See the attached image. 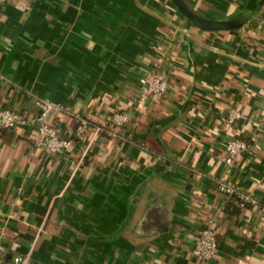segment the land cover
I'll use <instances>...</instances> for the list:
<instances>
[{
    "label": "crops",
    "instance_id": "1",
    "mask_svg": "<svg viewBox=\"0 0 264 264\" xmlns=\"http://www.w3.org/2000/svg\"><path fill=\"white\" fill-rule=\"evenodd\" d=\"M184 1L247 21L206 33L167 0H0V108L34 118L33 98H45L104 124L131 109L144 74L173 89L136 112L125 139L96 137L77 170L83 139L52 157L27 128L0 134L9 257L26 254L41 228L32 264H198L192 243L209 224V264H264L262 213L232 206L214 183L226 173L264 204V0ZM230 107L244 115L233 126L221 120ZM75 125L63 116L52 131L69 137ZM231 137L248 151L226 170Z\"/></svg>",
    "mask_w": 264,
    "mask_h": 264
},
{
    "label": "built area",
    "instance_id": "2",
    "mask_svg": "<svg viewBox=\"0 0 264 264\" xmlns=\"http://www.w3.org/2000/svg\"><path fill=\"white\" fill-rule=\"evenodd\" d=\"M172 86L168 79L157 72H149L141 76L138 80L137 94L133 100V105L129 110L114 108L104 124H93L80 114L71 112L66 106L56 104L45 98L34 97V106L36 114L34 118L27 117L21 111L15 108H0V134L3 131H15L19 128L30 130L35 148L44 154L52 157H58L70 151L75 142L83 139L81 158L75 165V170L79 168L87 151L93 141L99 135H104L110 139H125L118 135L123 127L130 125L136 112L146 114V107L149 104L163 99L172 91ZM61 114L71 117L76 125L71 131L69 137L55 134L50 129L49 120L52 116ZM244 119V115L237 109L230 107L222 122L224 125L233 126ZM224 156L221 161L227 170L231 168L235 160L242 157L248 151V144L240 138L231 137L223 142ZM73 174V172H72ZM196 177H201L197 173ZM218 194L223 196L233 206L251 207L262 213L264 218V204H262L254 193L250 190L241 188L237 183L229 180L226 173L214 181ZM261 186L260 182L256 188ZM13 217L12 213L5 214L0 208V264H32L31 254L35 241L41 228L32 236L28 244V250L23 255H10L4 246L8 221ZM217 242L216 232L212 225H206L201 228L195 240L192 243L191 254L198 264H209L216 256Z\"/></svg>",
    "mask_w": 264,
    "mask_h": 264
},
{
    "label": "water",
    "instance_id": "3",
    "mask_svg": "<svg viewBox=\"0 0 264 264\" xmlns=\"http://www.w3.org/2000/svg\"><path fill=\"white\" fill-rule=\"evenodd\" d=\"M181 16L190 26L200 32H227L241 28L247 19L243 15L216 19L197 14L184 0H169Z\"/></svg>",
    "mask_w": 264,
    "mask_h": 264
},
{
    "label": "trees",
    "instance_id": "4",
    "mask_svg": "<svg viewBox=\"0 0 264 264\" xmlns=\"http://www.w3.org/2000/svg\"><path fill=\"white\" fill-rule=\"evenodd\" d=\"M121 110H123V109H121ZM62 117H63V115H61V114H57V115H55V116H52L51 118H50V120H49V125H50V129H51V131L52 130H54L55 128V126L56 127H59L60 126V123H61V119H62ZM222 120V119H221ZM51 122H54V124H50ZM62 127V126H61ZM62 129V128H61ZM3 132H6V131H3ZM3 132H1V134L3 133ZM241 139V138H240ZM77 143H79V142H77ZM233 206V205H232ZM235 207V206H234Z\"/></svg>",
    "mask_w": 264,
    "mask_h": 264
},
{
    "label": "rangeland",
    "instance_id": "5",
    "mask_svg": "<svg viewBox=\"0 0 264 264\" xmlns=\"http://www.w3.org/2000/svg\"><path fill=\"white\" fill-rule=\"evenodd\" d=\"M168 2H169V0H167ZM170 3V2H169ZM170 6H171V8H172V11H173V13L174 14H176L177 16H179V14L177 13V11L174 9V7H173V5L170 3ZM180 18H182L181 16H179ZM184 24H189V23H187L185 20H184Z\"/></svg>",
    "mask_w": 264,
    "mask_h": 264
}]
</instances>
